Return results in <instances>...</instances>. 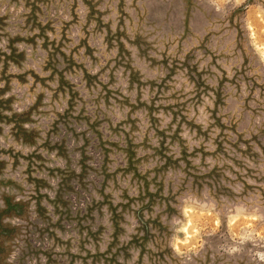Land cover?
<instances>
[{
	"label": "rangeland",
	"instance_id": "374dc122",
	"mask_svg": "<svg viewBox=\"0 0 264 264\" xmlns=\"http://www.w3.org/2000/svg\"><path fill=\"white\" fill-rule=\"evenodd\" d=\"M0 264H264V0H0Z\"/></svg>",
	"mask_w": 264,
	"mask_h": 264
}]
</instances>
